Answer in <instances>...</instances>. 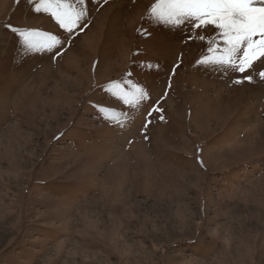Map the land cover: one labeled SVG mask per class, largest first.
Listing matches in <instances>:
<instances>
[{
    "label": "rangeland",
    "instance_id": "rangeland-1",
    "mask_svg": "<svg viewBox=\"0 0 264 264\" xmlns=\"http://www.w3.org/2000/svg\"><path fill=\"white\" fill-rule=\"evenodd\" d=\"M37 2L0 0V264H264V63L197 65L157 0H86L74 38ZM129 82L150 99L117 100Z\"/></svg>",
    "mask_w": 264,
    "mask_h": 264
},
{
    "label": "snow or ice",
    "instance_id": "snow-or-ice-1",
    "mask_svg": "<svg viewBox=\"0 0 264 264\" xmlns=\"http://www.w3.org/2000/svg\"><path fill=\"white\" fill-rule=\"evenodd\" d=\"M103 2L108 3V0ZM85 3L86 0H38L35 11L40 12L43 9L49 13L59 28L63 29L69 38H74L79 32L84 31L88 23ZM149 15L172 28L188 25L183 29L187 33L185 42L189 39L198 40L204 52L196 61L197 65L212 66L225 71L231 69L233 72L244 74L253 68L256 61L264 63L261 60L264 58V0H157L151 7ZM8 27L17 34L20 43L29 52L47 51L55 57L61 55L60 50L65 43H69V40H61L50 32L20 29L11 25ZM206 29L211 31L212 35L200 34ZM259 74L264 78V71H260ZM252 79V75H244L233 82L243 83L244 80L251 82ZM132 89L125 95L117 93L113 95L122 104L132 108L139 107L150 99V93L144 87L132 84ZM101 111L118 110L108 108ZM159 111L161 109L158 107H150L147 110L145 128L151 122L153 112ZM119 114L124 115L123 112ZM104 118L114 127L123 126L118 117Z\"/></svg>",
    "mask_w": 264,
    "mask_h": 264
}]
</instances>
